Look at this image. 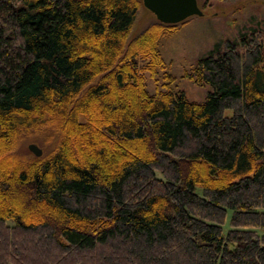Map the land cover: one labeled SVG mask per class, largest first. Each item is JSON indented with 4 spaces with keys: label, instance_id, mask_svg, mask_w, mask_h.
<instances>
[{
    "label": "trees",
    "instance_id": "trees-1",
    "mask_svg": "<svg viewBox=\"0 0 264 264\" xmlns=\"http://www.w3.org/2000/svg\"><path fill=\"white\" fill-rule=\"evenodd\" d=\"M141 5L0 0V264H264L259 35L185 70L202 101L149 92L186 19L131 35Z\"/></svg>",
    "mask_w": 264,
    "mask_h": 264
},
{
    "label": "rangeland",
    "instance_id": "rangeland-1",
    "mask_svg": "<svg viewBox=\"0 0 264 264\" xmlns=\"http://www.w3.org/2000/svg\"><path fill=\"white\" fill-rule=\"evenodd\" d=\"M196 2L202 14L186 18L173 32L161 37L159 50L166 66L156 72L155 79L144 73L145 87L149 92L154 86L160 87L163 72L166 70L175 78V88L183 91L187 99L202 101L208 87L190 82L183 76L185 70L206 55L217 43L238 40L240 34L254 37L259 35L264 59V0H196ZM154 19V16L141 5L131 28V35L141 31ZM55 139L56 135L49 133L46 136L27 138L22 141L21 146L28 155L33 156L27 148L28 144L33 143L43 156L54 149Z\"/></svg>",
    "mask_w": 264,
    "mask_h": 264
},
{
    "label": "water",
    "instance_id": "water-1",
    "mask_svg": "<svg viewBox=\"0 0 264 264\" xmlns=\"http://www.w3.org/2000/svg\"><path fill=\"white\" fill-rule=\"evenodd\" d=\"M141 4L164 24H176L192 15L202 14L196 0H141ZM27 148L34 156L40 155V149L35 144L30 143Z\"/></svg>",
    "mask_w": 264,
    "mask_h": 264
}]
</instances>
